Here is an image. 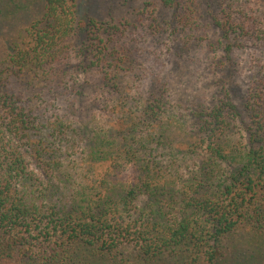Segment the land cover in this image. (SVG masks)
Instances as JSON below:
<instances>
[{"label":"trees","instance_id":"obj_1","mask_svg":"<svg viewBox=\"0 0 264 264\" xmlns=\"http://www.w3.org/2000/svg\"><path fill=\"white\" fill-rule=\"evenodd\" d=\"M103 6L44 0L0 58V264H264V0Z\"/></svg>","mask_w":264,"mask_h":264},{"label":"rangeland","instance_id":"obj_2","mask_svg":"<svg viewBox=\"0 0 264 264\" xmlns=\"http://www.w3.org/2000/svg\"><path fill=\"white\" fill-rule=\"evenodd\" d=\"M82 1V0H77ZM107 0H87L90 11H94L95 14L101 15V11L103 10V5L106 4ZM110 1H119V0H110ZM135 4L140 3L144 0H133ZM147 1V0H146ZM44 5V0H0V58L4 57L7 52V47L13 41H16L22 31L28 26V24L41 16L42 7ZM202 11L206 14L205 6H201ZM208 17L205 16L201 19L200 26V35L207 37L208 41L216 42L218 39V34L215 29H212L208 22ZM208 43V42H207ZM180 48L173 45L171 49V54L167 56V60H169L167 69L171 71V69L176 70L177 72V61L181 60ZM167 54V53H166ZM186 61V56L184 57ZM176 62L175 67L172 66L173 62ZM188 68H184L182 71V76L179 78L177 75H174L173 83L174 85L177 83L182 84V81H186L184 88L187 91H191L196 87H201L207 79V77H201L200 68H198V73H195L194 68L190 67V72L186 74ZM199 70L201 72H199ZM174 71V73H176ZM185 73V74H184ZM221 82H226L231 93L232 100L234 104L240 109L243 105L244 95L247 89V77L243 73H239L235 76L230 75L227 72H222L218 76ZM99 97L96 93H91V99H96ZM100 108V107H99ZM98 109V107L96 108ZM97 111V110H95ZM104 113L103 111L100 112ZM104 116L108 119L109 115Z\"/></svg>","mask_w":264,"mask_h":264}]
</instances>
